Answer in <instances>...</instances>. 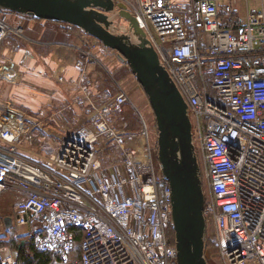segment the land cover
Returning a JSON list of instances; mask_svg holds the SVG:
<instances>
[{
  "label": "built area",
  "instance_id": "2783aa9c",
  "mask_svg": "<svg viewBox=\"0 0 264 264\" xmlns=\"http://www.w3.org/2000/svg\"><path fill=\"white\" fill-rule=\"evenodd\" d=\"M114 1L135 15L188 102L214 245L208 263L264 264V0L254 9L246 0L244 13V0ZM69 28L82 71L55 113L59 139L45 119L0 106V201L18 197L0 223L28 225L35 247L65 264L78 245V264H178L172 187L145 116L96 53L102 42ZM14 36L32 40L0 10V57ZM91 63L107 81L101 93ZM0 264H16L7 243Z\"/></svg>",
  "mask_w": 264,
  "mask_h": 264
},
{
  "label": "water",
  "instance_id": "95a60500",
  "mask_svg": "<svg viewBox=\"0 0 264 264\" xmlns=\"http://www.w3.org/2000/svg\"><path fill=\"white\" fill-rule=\"evenodd\" d=\"M117 5L118 10L114 0H0V10L78 26L128 64L156 117L158 161L172 187L178 264H209L205 192L188 102L135 15L123 2ZM6 223L11 226V219Z\"/></svg>",
  "mask_w": 264,
  "mask_h": 264
},
{
  "label": "crops",
  "instance_id": "0c3cea01",
  "mask_svg": "<svg viewBox=\"0 0 264 264\" xmlns=\"http://www.w3.org/2000/svg\"><path fill=\"white\" fill-rule=\"evenodd\" d=\"M3 16L10 24L20 25L32 40L14 36L11 43L5 45L0 57V106L18 107L32 116L45 119L54 130L52 140L56 141L63 131L55 113L62 102L72 100L78 91L70 81L78 80L81 74V68L74 63L80 53L69 44L78 39L61 22L39 20L17 12L3 11ZM105 53L104 63L110 69L114 68L117 75L129 79L128 89L137 93L136 100L146 103L143 87L137 78L133 80L130 67L111 48ZM87 74L91 80L98 82L97 93L108 88L98 64H89ZM60 76H64L65 80L60 81ZM128 111L132 113L133 110L128 107ZM13 198H18L15 193H7L1 202L7 205ZM3 222L6 228L10 227Z\"/></svg>",
  "mask_w": 264,
  "mask_h": 264
},
{
  "label": "rangeland",
  "instance_id": "374dc122",
  "mask_svg": "<svg viewBox=\"0 0 264 264\" xmlns=\"http://www.w3.org/2000/svg\"><path fill=\"white\" fill-rule=\"evenodd\" d=\"M243 3L245 5V9L243 10L242 13H244L245 10H246V0H244ZM248 3H249L250 8L254 9L257 6L258 0H248ZM119 21L120 22H125L126 20L123 19V18H121V19H119ZM107 50L109 51V47H106L103 43L98 44V46L95 49V51L98 54V56H100L102 59H103V56L106 54L105 52ZM111 70L118 77L119 74L118 75L116 74V70L114 68H111ZM119 77L118 78L121 81H123V84L128 89L129 79L125 78L122 75H119ZM132 78H133V80H136L135 79L136 77H135L134 74H133V77ZM129 88H130V85H129ZM128 91L131 94V96H132L133 100L135 101V103L137 104L138 108L144 114L145 119H146L147 124H148V128L150 130L151 139H152L153 142H155L157 144L158 127H157V123H156V117H155L154 111L152 109V106H151V104L149 102V99H148L147 94L145 93L146 98H147L146 99V103H143V102H140V101L136 100V98H138L136 96L137 93L132 92L130 89H128ZM129 114H130L129 118L135 124V125L133 124L134 127H136V124L138 122V115H137V113L136 112L134 113V111H132V113L129 112ZM2 202L0 201V216L3 215V214H7V213L11 212L13 210L14 203H17L18 202V198L17 199H15V198L11 199V201L7 205L3 204ZM16 229H17L16 231H17L18 234H22V232L24 234V232L28 230V225H19L18 228H16ZM207 233H210V232L207 231ZM10 235H11L10 231H8V229L5 227L4 224L2 225L0 223V240H7V239H9V236ZM211 250H214V247H212ZM59 264H63V263H59ZM69 264H78L77 263L76 256L73 258L72 262L69 263Z\"/></svg>",
  "mask_w": 264,
  "mask_h": 264
},
{
  "label": "trees",
  "instance_id": "16d2710c",
  "mask_svg": "<svg viewBox=\"0 0 264 264\" xmlns=\"http://www.w3.org/2000/svg\"><path fill=\"white\" fill-rule=\"evenodd\" d=\"M7 11V10H1ZM9 12V11H7ZM38 19V18H37ZM41 20V19H39ZM127 65V64H126ZM10 231L11 235L9 239L0 241V244L7 243L9 244L16 254V264H59L63 263L60 257L57 254L52 252H42L35 247L34 242L31 236L25 234H18L17 229L14 226L7 228ZM77 242L79 243L82 238V230L77 229ZM21 238L25 240L24 244L20 245ZM169 240L171 243L175 244V231L171 226L169 231ZM214 247L213 243L208 237L207 234V248ZM76 258L80 256V246H77ZM64 264V263H63ZM80 264V263H79Z\"/></svg>",
  "mask_w": 264,
  "mask_h": 264
}]
</instances>
